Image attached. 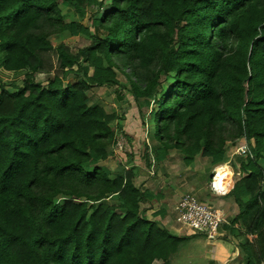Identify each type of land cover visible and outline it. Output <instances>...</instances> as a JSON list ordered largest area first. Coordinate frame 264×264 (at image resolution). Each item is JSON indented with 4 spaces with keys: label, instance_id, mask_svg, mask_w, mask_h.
Instances as JSON below:
<instances>
[{
    "label": "trees",
    "instance_id": "1",
    "mask_svg": "<svg viewBox=\"0 0 264 264\" xmlns=\"http://www.w3.org/2000/svg\"><path fill=\"white\" fill-rule=\"evenodd\" d=\"M87 2L107 6L95 27L68 21L57 0H0V264H174L192 238L146 216L157 195L135 185L137 160L102 163L117 115L87 92L123 87L117 71L156 104L152 165L176 149L186 165L200 156L216 166L228 143L253 140L231 193L262 214L253 188L264 179V0ZM54 34L90 40L75 54L56 48L74 83L36 80ZM247 256L264 261L262 242Z\"/></svg>",
    "mask_w": 264,
    "mask_h": 264
},
{
    "label": "rangeland",
    "instance_id": "2",
    "mask_svg": "<svg viewBox=\"0 0 264 264\" xmlns=\"http://www.w3.org/2000/svg\"><path fill=\"white\" fill-rule=\"evenodd\" d=\"M57 1L68 21H78L89 27L94 26L93 21L107 9V6L99 8L89 5L87 0H77L76 3L81 6V10L77 11L73 5H66L62 0ZM50 40L53 47L50 50L39 52L41 68L36 75V80L46 84L54 76L60 75L64 77L65 84L68 82L74 83L77 81V76L71 72L67 73L66 70L60 67L56 48L62 45L67 52L75 54L80 47L88 45L90 40L82 34L78 36L54 34L50 37ZM117 75L123 87H93L87 92L91 104L98 103L107 112L117 115V118L111 123L116 128V140L108 147L109 156L102 163L116 171L121 165H130L137 160L136 163L139 166L137 176H147L150 182L149 187H142L148 188L146 190L155 195L166 196L165 201L159 203L158 206H156L157 202L154 201V204L149 202L151 205L143 207L145 214L151 209L163 208V205L165 207L173 205L179 201L182 195L190 191L200 192L201 190L206 202L225 209L227 212L228 224L222 226L220 236L218 235L219 238L226 239L230 236V239L233 240L234 237L239 246L245 247L252 244L248 238L249 233L250 238L253 237L251 235L254 233L258 235L255 240L262 242L264 252V205L261 216L255 217L257 207L242 208L235 200L233 193L222 195L213 192L210 188V181L211 176L214 174V166L211 164L210 159L197 156L193 164L186 165L181 152L174 149L169 151V156L166 159L156 160L152 165L155 149L160 146L154 135V128L149 124L150 113L156 107V104L153 102L147 104L144 99L136 98L131 91V85L125 73L117 71ZM236 143L226 145L224 161H230L234 176L238 180L242 176L240 163L246 159L244 156L231 155L233 146ZM121 152L127 155V160L122 159ZM259 164L264 171V156L259 159ZM151 170L155 171V175L151 176L149 174ZM144 183H147L146 180ZM253 189L254 191L264 192V179L259 176L256 177ZM211 193L215 194L214 200L210 198ZM243 200H246V198H243ZM107 201L116 203L114 198H109ZM241 209L244 210L242 213H240ZM146 216L152 217L147 214ZM235 223L238 224L237 227H234ZM190 236L192 238L182 245L178 255L173 258L172 261L175 264H201L206 261L202 258L207 253L205 243L209 239L205 235L191 234Z\"/></svg>",
    "mask_w": 264,
    "mask_h": 264
},
{
    "label": "built area",
    "instance_id": "3",
    "mask_svg": "<svg viewBox=\"0 0 264 264\" xmlns=\"http://www.w3.org/2000/svg\"><path fill=\"white\" fill-rule=\"evenodd\" d=\"M237 142V143H236ZM232 151V156L251 155L250 146L253 145V140L238 139ZM234 143H231L233 145ZM227 166L229 169L224 172V176H218L220 168ZM128 168V166H126ZM214 174L211 176L210 188L213 192L228 195L234 189L236 177L230 161L214 166ZM151 176L155 175V171L149 172ZM173 221L178 234H200L206 237L218 236L220 227L226 223L225 212L213 204L201 200L197 194L188 192L179 199L173 209Z\"/></svg>",
    "mask_w": 264,
    "mask_h": 264
},
{
    "label": "crops",
    "instance_id": "4",
    "mask_svg": "<svg viewBox=\"0 0 264 264\" xmlns=\"http://www.w3.org/2000/svg\"><path fill=\"white\" fill-rule=\"evenodd\" d=\"M229 144L231 145V143ZM145 180L147 183H144ZM135 185L139 187L142 191H144L148 188H143L142 186L149 187L150 182L148 181L147 176H137L135 180ZM190 192L197 194L201 200H204L206 202L201 190L200 192L194 191V190ZM214 197H215V194L211 193L210 198L214 200L215 199ZM165 198L166 196L157 194V199H153L152 201H150V203L154 204V201H155L157 202L156 206H158L159 203H163L165 201ZM177 202H175L173 205H170L169 207L168 206L165 207L163 204H161L163 205L164 209L163 208L151 209V210L149 209L150 211L148 210L149 212L147 211L148 213L146 214L148 216H152L151 218L162 222V224L165 225L172 233L176 235H181L176 232L177 229L175 230L172 228V227H175L172 213H173V209L175 205L177 204ZM150 203L147 202L143 204L142 207L145 208L147 205H151ZM222 210L225 212L226 221H227L226 223L222 224L223 226L225 224H228V220H227L228 215L225 209H222ZM222 226L220 227L219 234H220ZM235 226L237 227L238 224L235 223L234 227ZM188 235H191V234H188ZM196 235L203 236L200 234H196ZM219 236L212 237V238L206 237L207 239H209V241L205 243L207 247V253L202 258V259H205L206 261L201 264H207V263L209 264H248L249 258L247 256V250H250V251L255 250V252H257V246L259 244L258 240H255L258 238L257 234L252 233L251 236L253 237L250 238V233H249L248 239L251 241L252 244H249L248 246H245V247L239 246V244H237V240L234 237H233V240H231L230 236H228V238L226 239H221L219 238ZM260 264H264V261H262Z\"/></svg>",
    "mask_w": 264,
    "mask_h": 264
},
{
    "label": "bare ground",
    "instance_id": "5",
    "mask_svg": "<svg viewBox=\"0 0 264 264\" xmlns=\"http://www.w3.org/2000/svg\"><path fill=\"white\" fill-rule=\"evenodd\" d=\"M224 168H220V170H219V173H218V176H224L223 174H224V172H227L228 171V167L227 166H223Z\"/></svg>",
    "mask_w": 264,
    "mask_h": 264
}]
</instances>
